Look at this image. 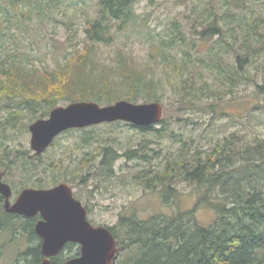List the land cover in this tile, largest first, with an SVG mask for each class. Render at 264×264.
<instances>
[{"label": "trees", "instance_id": "obj_1", "mask_svg": "<svg viewBox=\"0 0 264 264\" xmlns=\"http://www.w3.org/2000/svg\"><path fill=\"white\" fill-rule=\"evenodd\" d=\"M140 1L0 0V59L6 62L0 73V168L4 169V177L13 174L18 159L37 161L42 158V155L28 158V153L10 147L12 137L6 131H18L21 137L19 126L26 116L32 118L43 110L45 113L39 118H45L50 109L63 102L110 104L119 99L106 92L92 89L87 92L86 88L79 87L80 77L70 70L78 63L91 61L87 53L92 46L112 42L114 28L122 32L135 28L138 19L135 6ZM176 3L188 4L191 8L183 18L184 23L170 21L164 31L146 32V37L151 57L158 58L166 70L171 69L178 75V102L191 105L201 99L208 100L207 110L215 114V100L221 102L243 84L253 87L258 97L264 95V78L262 81L258 78V65L264 63V0H176ZM90 6L95 9L94 17L85 18L84 32L88 41L83 47L85 59H80L82 52L78 50L70 61L65 60L57 70L49 71L43 68L44 56L37 57L40 64L37 67L35 57L23 48L9 52L5 41L19 38L17 34L25 23L42 22L44 10L54 8L57 13L54 23L67 28L72 38V23L78 16H70V8L77 7L86 16ZM201 45L207 47L202 49ZM67 72L69 74H65ZM121 78L127 87L123 99L128 102L137 103L140 98L144 102L161 101L150 93L152 83L145 81L140 72L122 70ZM41 84H47L48 88L29 89V85ZM17 87L22 91L19 94ZM36 93L41 97H36ZM4 112L7 115L1 116ZM160 122L165 124V119ZM134 128L142 132L155 131V126ZM156 132L162 135L163 130ZM86 140L83 137L81 142L86 143ZM124 157L137 159V151H127ZM115 159L113 150L105 148L95 175L112 174ZM20 166L23 169L30 165L21 163ZM142 180L146 187L151 188L154 183L153 187L166 188L170 193L174 184L186 182L198 191L196 207L208 208L215 216L208 226L196 222L186 226L180 217L164 221V228L158 224H135L138 236L132 239L131 230L127 231L128 242L123 243V250L139 245L142 254L124 264H264V138L255 134L246 139L237 133L230 134L215 142L208 151L186 150L167 161L161 173ZM36 182L31 185L45 187L41 180ZM11 189L18 193L13 184ZM37 219L6 213L0 196V230H6L13 222L27 230L23 234L29 241L39 240L34 233ZM110 231L118 243L114 229ZM73 249L69 243L66 250L72 252ZM119 249L118 243V254ZM26 255L32 256V264L42 260L40 246L29 248ZM63 262L60 255L51 259V264Z\"/></svg>", "mask_w": 264, "mask_h": 264}, {"label": "rangeland", "instance_id": "obj_2", "mask_svg": "<svg viewBox=\"0 0 264 264\" xmlns=\"http://www.w3.org/2000/svg\"><path fill=\"white\" fill-rule=\"evenodd\" d=\"M188 4L180 6L176 0H141L135 6L138 17L135 28L123 32L114 28L112 42L92 46V50L87 53L91 61L78 63L70 70L80 77L79 87L86 88L87 92L92 89L119 98L110 104L80 101L93 102L100 107L125 100L123 97L127 93V87L121 78L122 70L133 69L140 72L145 81L152 83L150 93L161 99L158 103L163 107L162 119H165V124L160 122L154 125L155 131L150 132H142L139 128L124 122L70 129L54 139L50 147L41 154V159L31 161L22 157L17 163L20 165L28 163L30 166H22V169L17 164L13 174L4 177L5 183L10 187L13 184L18 189V193L13 192L12 203L26 188L49 189L62 183L69 185L73 197L88 209L87 218L92 226L114 229L120 248L116 264L133 262L141 256L143 249L139 245L123 250V243L128 242L127 231L131 230L132 239L137 238L135 226L137 223L147 226L158 224L164 228V221L178 217L186 226H191L195 222L208 226L214 220L215 214L212 210L196 207L198 191L192 185L178 182L173 185L170 193L166 188L153 187L154 183H151V188L146 187L142 180L145 176L152 177L153 174L161 173L167 161L185 153L186 150L192 153L208 151L215 142L233 133L240 134L246 139L255 134L264 138V95L258 97L254 94L253 87L243 84L233 95L225 97L221 102L215 100L216 113L213 114L207 110L208 100L201 99L191 105L187 102H178L177 73L171 69L166 70L157 61L158 58L151 57L146 32L153 34L164 31L173 20L184 23L183 18L191 10ZM94 9V6H90L85 16L77 7L70 8L69 15L78 16L75 22L67 18L74 22L72 38L69 37L71 32L67 28L54 23L57 13L52 8L51 11L44 10L42 22L35 20L25 23L24 28L17 34L20 37L12 41L7 39L5 44L10 53L22 48L29 52L35 57L37 67L40 65L37 57L44 56L43 68L49 71L55 70L65 63V60L70 61L78 50L82 52L80 59L83 60L86 55L83 47L88 42L84 32L85 18L94 17ZM206 47L200 46L202 49ZM3 61L4 63L0 59V73L6 63L5 59ZM9 62L8 60L7 63ZM258 69L260 71L258 78L262 81L264 63L258 65ZM1 78L2 76L0 82ZM43 88H48V85H29V89L37 91H43ZM16 91L18 94L22 92L20 87H17ZM38 93L34 95L41 97ZM141 99L134 104L156 102H144ZM69 104L63 102L55 108L66 107ZM254 107L258 108L255 110ZM53 109L48 111L45 118H39L45 113L43 110L42 114L40 112L32 118L26 116L19 126L21 137L18 131L7 130L6 134L12 137L10 147L28 153V158L37 156L30 148L31 135L28 128L37 120L47 119ZM6 115L4 112L1 116ZM157 130H163L162 135L158 134ZM83 137L87 138L86 143L81 142ZM105 148L112 149L114 156L117 157L112 164V174L95 175L100 169ZM130 150L137 151V159L129 160L124 157ZM26 168L33 171L24 170ZM0 169L4 172L3 168ZM37 180H41L45 187L31 185L37 183ZM20 187L22 188L19 189ZM9 224L6 230H0V264H32V256L26 253L29 248L40 246V239L35 235L39 240L29 241L23 234L27 230L20 229L16 223ZM78 248H74L72 252L78 250L80 252V247ZM72 252L63 250L60 253L62 261L69 260Z\"/></svg>", "mask_w": 264, "mask_h": 264}, {"label": "water", "instance_id": "obj_3", "mask_svg": "<svg viewBox=\"0 0 264 264\" xmlns=\"http://www.w3.org/2000/svg\"><path fill=\"white\" fill-rule=\"evenodd\" d=\"M163 107L158 102L134 104L125 100L100 107L93 102H75L54 108L47 119L32 123L28 130L30 148L35 155L46 151L54 139L70 129H83L103 123L124 122L145 128L160 123ZM0 170V196L4 210L24 218L39 216L34 233L40 239L43 257L38 264H51L66 244H77L79 256L63 264H115L117 244L108 227H94L80 201L73 197L69 185L62 183L49 189H23L14 203L12 190L3 181Z\"/></svg>", "mask_w": 264, "mask_h": 264}, {"label": "flooded vegetation", "instance_id": "obj_4", "mask_svg": "<svg viewBox=\"0 0 264 264\" xmlns=\"http://www.w3.org/2000/svg\"><path fill=\"white\" fill-rule=\"evenodd\" d=\"M0 170H1V169H0ZM2 173H3V178H2V179H3V181H4V172L2 171ZM4 182H5V181H4ZM10 188H11V187H10ZM11 190H12V189H11ZM12 196H13V190H12ZM12 196L10 197V202H11V198H12ZM1 197H2V196H1ZM17 197H18V196H17ZM2 198H3V197H2ZM14 202H15V201H14ZM14 202H13V203H14ZM11 203H12V202H11ZM81 204H82V203H81ZM3 205H4V198H3ZM83 207H84V206H83ZM84 208H85V210H86V212H87L88 209H87L86 207H84ZM87 213H88V212H87ZM21 217H22V216H21ZM23 218H24V217H23ZM34 218H35V217H34ZM36 218L39 219L38 216H36ZM26 219H30V218H26ZM37 221H38V220H37ZM116 242H117V241H116ZM68 244H69V243H68ZM68 244L65 245V247L62 249V251L67 249V245H68ZM71 245H72V247H74V248H76V249H79V248H78L79 246H78L77 244H71ZM117 249H118V243H117ZM62 251H61V252H62ZM61 252H60V253H61ZM60 253H59L57 256H59ZM57 256H56V257H57ZM78 256H79V250H78V252H72V253H70V255H69V259H71V258L73 259V258H76V257H78ZM54 258H55V257H54ZM117 258H118V253H117ZM52 259H53V258H52ZM63 263H64V262H63ZM61 264H62V263H61Z\"/></svg>", "mask_w": 264, "mask_h": 264}]
</instances>
